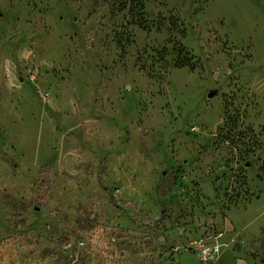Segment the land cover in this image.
<instances>
[{
    "label": "rangeland",
    "instance_id": "374dc122",
    "mask_svg": "<svg viewBox=\"0 0 264 264\" xmlns=\"http://www.w3.org/2000/svg\"><path fill=\"white\" fill-rule=\"evenodd\" d=\"M201 239L264 264V0H0V264Z\"/></svg>",
    "mask_w": 264,
    "mask_h": 264
},
{
    "label": "built area",
    "instance_id": "2783aa9c",
    "mask_svg": "<svg viewBox=\"0 0 264 264\" xmlns=\"http://www.w3.org/2000/svg\"><path fill=\"white\" fill-rule=\"evenodd\" d=\"M192 245L198 251V259H200L202 264H208L212 260L216 259L220 250L218 244H211L210 242L207 244L206 241L202 239L193 241Z\"/></svg>",
    "mask_w": 264,
    "mask_h": 264
},
{
    "label": "crops",
    "instance_id": "0c3cea01",
    "mask_svg": "<svg viewBox=\"0 0 264 264\" xmlns=\"http://www.w3.org/2000/svg\"><path fill=\"white\" fill-rule=\"evenodd\" d=\"M225 260H226V258L223 259L222 263H221V261H219L217 264H220V263H221V264H226Z\"/></svg>",
    "mask_w": 264,
    "mask_h": 264
}]
</instances>
